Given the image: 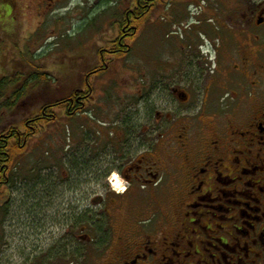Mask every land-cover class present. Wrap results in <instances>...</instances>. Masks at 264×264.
Instances as JSON below:
<instances>
[{
    "label": "flooded vegetation",
    "instance_id": "af4514ba",
    "mask_svg": "<svg viewBox=\"0 0 264 264\" xmlns=\"http://www.w3.org/2000/svg\"><path fill=\"white\" fill-rule=\"evenodd\" d=\"M210 7L201 11L222 38L167 51L153 104L89 113L106 153L78 177L53 179L66 184L53 195L63 212L80 214L73 224L62 217L44 259L17 264H264V0L227 4L222 16ZM46 10L49 0H0V41L4 25L18 26L17 39ZM87 96L80 89L51 104L52 118L55 109L71 120L85 114Z\"/></svg>",
    "mask_w": 264,
    "mask_h": 264
},
{
    "label": "rangeland",
    "instance_id": "374dc122",
    "mask_svg": "<svg viewBox=\"0 0 264 264\" xmlns=\"http://www.w3.org/2000/svg\"><path fill=\"white\" fill-rule=\"evenodd\" d=\"M250 1L257 5L263 0L158 1L140 24L131 26L135 31L127 36L134 37L122 42L130 53L118 57L110 54L118 49V23L127 12L131 16L136 0H49V10L42 16L33 12L23 24V31L29 33L40 28L31 37L19 32L16 39L18 26L4 25L0 82L9 79L14 84L0 90V137L6 138L11 129L21 137L12 183L0 195V264H17L18 258L30 254L44 259L47 236L50 248L60 241L62 234L56 230L69 213L63 212L62 199L53 195L64 194L66 184L55 187L53 179L78 177L84 162L88 167L106 153L105 146L100 151L95 147V139L104 140L106 133L98 125L95 128L93 116L113 112L122 103L133 106L134 114L143 100L153 104L158 69L167 51L177 46L187 52L198 36L222 38L218 20L208 21L207 13H202L205 6L219 9L222 16L223 6ZM102 60L108 68L91 74L103 68ZM87 78L90 94L84 84ZM80 89L90 97L85 114L82 111L71 120L55 109V122L49 124L44 116L33 123L42 108ZM81 209L74 215L70 212L71 224V216H78Z\"/></svg>",
    "mask_w": 264,
    "mask_h": 264
},
{
    "label": "trees",
    "instance_id": "16d2710c",
    "mask_svg": "<svg viewBox=\"0 0 264 264\" xmlns=\"http://www.w3.org/2000/svg\"><path fill=\"white\" fill-rule=\"evenodd\" d=\"M152 2L154 1L153 0H136V7L133 10L134 12L133 11L130 12L131 16L129 15V12H127L126 15L124 14V16H122V19H120V22L122 20V23H118L119 39L116 42L118 46V49H117L118 51L116 50L117 52L114 55L118 57V56H125L130 53V50H127L126 46H122L123 45L122 42L126 40L128 36H130V35L127 36V32L133 33L135 31V28L131 26L134 24L138 25V23L140 24V22L144 19V17H146L149 14V12L152 9L151 7ZM130 37H134V35L132 34V36ZM9 83L14 84V80L4 79L3 81H1L0 90H2L4 86H9ZM15 92L19 93V91H15ZM17 96L18 94L13 95L12 99L15 100ZM52 108L53 107H50V106L42 108L38 114V118H36L33 121V123H38L39 121H42L44 116L49 117L47 118V121L49 122V124L52 122H55L56 120L52 118L53 116ZM48 112H49V115H48ZM19 136L20 135H17L16 130L11 129L10 133L8 134L6 138L2 139L0 137V195L2 194L1 192L2 189H5L7 186H9L10 183H12L11 173L13 170V165L15 164V161H16L14 158H16L17 153L20 150ZM10 141H14V142H10ZM14 149L16 150L13 151ZM78 219L80 220V218Z\"/></svg>",
    "mask_w": 264,
    "mask_h": 264
},
{
    "label": "bare ground",
    "instance_id": "6f19581e",
    "mask_svg": "<svg viewBox=\"0 0 264 264\" xmlns=\"http://www.w3.org/2000/svg\"><path fill=\"white\" fill-rule=\"evenodd\" d=\"M115 178V177H114ZM115 180H116V178H115Z\"/></svg>",
    "mask_w": 264,
    "mask_h": 264
}]
</instances>
